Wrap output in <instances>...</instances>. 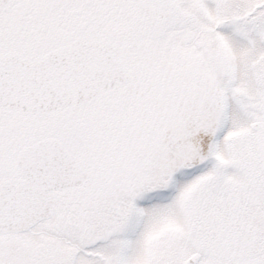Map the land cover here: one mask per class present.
I'll list each match as a JSON object with an SVG mask.
<instances>
[{
    "label": "snow or ice",
    "instance_id": "snow-or-ice-1",
    "mask_svg": "<svg viewBox=\"0 0 264 264\" xmlns=\"http://www.w3.org/2000/svg\"><path fill=\"white\" fill-rule=\"evenodd\" d=\"M0 264H264V0H0Z\"/></svg>",
    "mask_w": 264,
    "mask_h": 264
}]
</instances>
